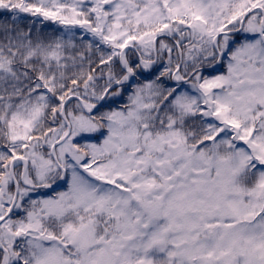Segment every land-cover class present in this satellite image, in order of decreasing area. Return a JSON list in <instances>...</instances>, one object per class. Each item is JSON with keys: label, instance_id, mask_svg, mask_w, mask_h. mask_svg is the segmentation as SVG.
I'll return each instance as SVG.
<instances>
[{"label": "snow or ice", "instance_id": "1", "mask_svg": "<svg viewBox=\"0 0 264 264\" xmlns=\"http://www.w3.org/2000/svg\"><path fill=\"white\" fill-rule=\"evenodd\" d=\"M0 264H264V0H0Z\"/></svg>", "mask_w": 264, "mask_h": 264}]
</instances>
